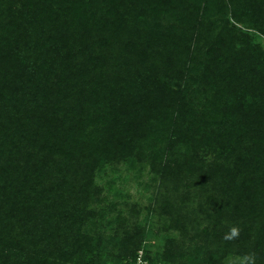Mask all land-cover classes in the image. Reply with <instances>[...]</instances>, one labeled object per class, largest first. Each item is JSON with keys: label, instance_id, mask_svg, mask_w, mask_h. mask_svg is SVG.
Instances as JSON below:
<instances>
[{"label": "trees", "instance_id": "obj_1", "mask_svg": "<svg viewBox=\"0 0 264 264\" xmlns=\"http://www.w3.org/2000/svg\"><path fill=\"white\" fill-rule=\"evenodd\" d=\"M262 41L264 0H0V264H133L155 221L152 264H264Z\"/></svg>", "mask_w": 264, "mask_h": 264}, {"label": "rangeland", "instance_id": "obj_2", "mask_svg": "<svg viewBox=\"0 0 264 264\" xmlns=\"http://www.w3.org/2000/svg\"><path fill=\"white\" fill-rule=\"evenodd\" d=\"M262 43H264V41H262ZM118 168L119 170H116L114 174L109 173L106 176L102 174L96 181L101 185L105 183L106 178H115L116 182L113 191L110 194L107 193L109 200L115 202L117 209H119L123 217H127L130 214V208L133 207L141 213L138 217V221H142L146 216L144 207L147 205L151 195V189L147 188V185L151 184V176L148 171H145L143 178L138 179L136 173L127 171L122 165L118 166ZM104 194H106V192H104ZM112 216L114 217L115 213H113ZM128 218L130 217L128 216ZM153 225L155 234L147 238L139 249V251L143 253L147 245L152 247L151 252L154 253V251L160 250L166 241V237L162 233H157L160 230L159 225H161V223L155 221Z\"/></svg>", "mask_w": 264, "mask_h": 264}, {"label": "built area", "instance_id": "obj_3", "mask_svg": "<svg viewBox=\"0 0 264 264\" xmlns=\"http://www.w3.org/2000/svg\"><path fill=\"white\" fill-rule=\"evenodd\" d=\"M133 264H152L144 258L143 252L138 251L135 262Z\"/></svg>", "mask_w": 264, "mask_h": 264}]
</instances>
